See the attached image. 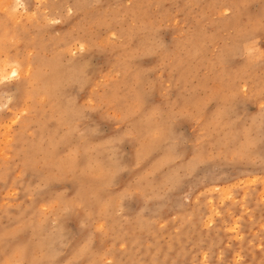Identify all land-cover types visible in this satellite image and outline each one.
Returning a JSON list of instances; mask_svg holds the SVG:
<instances>
[{"label": "rangeland", "instance_id": "374dc122", "mask_svg": "<svg viewBox=\"0 0 264 264\" xmlns=\"http://www.w3.org/2000/svg\"><path fill=\"white\" fill-rule=\"evenodd\" d=\"M22 1L0 264H264V0Z\"/></svg>", "mask_w": 264, "mask_h": 264}, {"label": "bare ground", "instance_id": "6f19581e", "mask_svg": "<svg viewBox=\"0 0 264 264\" xmlns=\"http://www.w3.org/2000/svg\"><path fill=\"white\" fill-rule=\"evenodd\" d=\"M22 1V0H21ZM45 1V0H40ZM23 2V1H22ZM7 3V2H6ZM67 4V3H66ZM5 5V4H4ZM70 5V4H69ZM232 5V4H231ZM6 6V5H5ZM62 6V5H61ZM233 6V5H232ZM71 7V6H70ZM229 7V6H228ZM72 9V7H71ZM70 8L66 9V11H70ZM25 10L27 11L28 9L25 8ZM35 10V9H34ZM33 10V11H34ZM6 12V11H5ZM9 13V12H8ZM36 14V12H34ZM33 13V14H34ZM7 14V12H6ZM30 14V15H33ZM10 15V14H9ZM8 15V16H9ZM29 15V16H30ZM264 33V32H263ZM82 47H83V43H81ZM76 47V46H75ZM85 47V46H84ZM80 48V47H79ZM30 65L25 64L24 62H22L20 60V57L18 58L15 55L9 54V53H5V58L4 60L0 63V80H5V79H20L22 78V76L24 75H28L30 74V67H28ZM26 78V77H25ZM44 80V79H43ZM45 81V80H44ZM46 83V81H45ZM27 84H28V80H26V82H23L22 84H16L17 90L20 91L19 94V99H18V105H21L22 100L26 97V95H28V91H27ZM36 85V84H35ZM66 100V97H65ZM65 105L67 106V100L66 102L64 101ZM65 106V107H66ZM22 107V105H21ZM25 107V106H24ZM60 107V106H59ZM26 110V108H25ZM24 110V111H25ZM21 111V110H20ZM18 117V116H17ZM14 119V118H13ZM11 125V124H10ZM72 128V127H71ZM262 192V191H261ZM232 194V193H231ZM221 196V195H220ZM260 196V195H259ZM218 199V198H217ZM210 209V208H209ZM212 211V210H211ZM217 211V210H216ZM222 211V210H221ZM213 212V211H212ZM218 213V212H217ZM215 215V214H214ZM223 215V214H222ZM233 216V215H232ZM231 216V217H232ZM211 218V217H210ZM236 219V218H235ZM208 220V219H207ZM212 221V220H211ZM236 227V226H235ZM184 229V228H183ZM182 229V230H183ZM228 229V228H227ZM148 231V230H147ZM188 231V230H187ZM186 231V232H187ZM183 232V231H182ZM189 232V231H188ZM237 233V232H236ZM240 233V232H239ZM182 234V233H181ZM233 239V238H232ZM259 240V239H258ZM240 241V240H239ZM243 244V243H242ZM245 247V246H244ZM250 251V250H249ZM97 254V253H96ZM204 256V255H203ZM256 256V255H255ZM26 258V257H25ZM204 258V257H203ZM252 258V257H251ZM259 259V258H258ZM99 261V260H98ZM238 262V261H237ZM207 263V262H206ZM241 263V262H240ZM239 263V264H240ZM257 263V262H256Z\"/></svg>", "mask_w": 264, "mask_h": 264}]
</instances>
